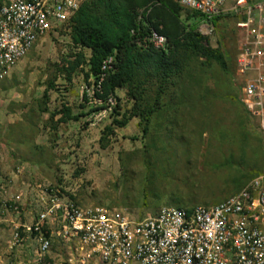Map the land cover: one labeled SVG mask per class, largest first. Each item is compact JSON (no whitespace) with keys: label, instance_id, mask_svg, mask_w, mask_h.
Masks as SVG:
<instances>
[{"label":"rangeland","instance_id":"1","mask_svg":"<svg viewBox=\"0 0 264 264\" xmlns=\"http://www.w3.org/2000/svg\"><path fill=\"white\" fill-rule=\"evenodd\" d=\"M180 19L222 52L229 74L215 63L193 62L182 79L184 93L171 89L161 99L162 106L172 100L174 109L164 106L154 114L146 134L143 123L130 118L109 136L105 128L111 125L115 101L91 112L105 108L93 96V79L85 81L77 70L70 82L64 80L60 70L74 52L65 38L68 27L41 36L0 82V119L20 114L26 120L35 118L38 144L51 145L46 158L53 164L52 183L66 184L79 205L128 208L139 218L163 206H209L237 193L264 171V139L239 102L242 82L234 73L245 38L237 24L245 16L227 12L212 25L182 10ZM179 96L184 101L175 106ZM116 97L119 113H128L131 104L125 92L117 91ZM63 107L72 115H87V120L52 131L54 122L42 112L58 115ZM89 122L94 125L87 126Z\"/></svg>","mask_w":264,"mask_h":264},{"label":"built area","instance_id":"2","mask_svg":"<svg viewBox=\"0 0 264 264\" xmlns=\"http://www.w3.org/2000/svg\"><path fill=\"white\" fill-rule=\"evenodd\" d=\"M85 1L0 0V82L41 36L67 27L70 32V21ZM173 1L207 23L227 12L245 16L237 24L245 38L234 73L242 82L239 102L264 139V0ZM69 32L65 38L70 43ZM148 42L158 50L166 46L155 31ZM113 62V58L102 62L98 84ZM93 90L99 92V85ZM111 105L108 100L107 106ZM31 186L38 189L34 194L38 214L26 231L34 235L42 255L51 250V240L42 234L53 217L57 238L69 246V256L78 257L79 264H264V171L217 204L189 209L163 206L141 218L128 208L81 206L64 183ZM15 207L0 202L3 212ZM22 242L14 231V245Z\"/></svg>","mask_w":264,"mask_h":264},{"label":"trees","instance_id":"3","mask_svg":"<svg viewBox=\"0 0 264 264\" xmlns=\"http://www.w3.org/2000/svg\"><path fill=\"white\" fill-rule=\"evenodd\" d=\"M182 10L173 0H86L71 19L69 37L74 52L66 56L60 71L65 73L67 82L79 70L85 81L93 79L95 90L99 85V92L94 91L93 96L105 108L91 112L106 109L108 100L115 101L111 125L105 128L109 136L115 128L126 126L130 118L139 119L146 134L154 114L164 106L167 110L174 109L172 100L162 106L161 99L171 89L184 93L182 79L193 62L215 63L229 74L222 52L212 48L208 38L196 28H188L181 22ZM218 18L211 20L212 25ZM151 31L165 38L164 49H155L148 42ZM85 50L90 52L88 56ZM109 58L114 59L112 69L98 84L102 62ZM120 90L131 104L128 113H119L116 92ZM183 99L179 96L175 106L179 103L181 106ZM55 114H49V118L53 119ZM60 114L58 124L85 116L72 115L66 107Z\"/></svg>","mask_w":264,"mask_h":264},{"label":"crops","instance_id":"4","mask_svg":"<svg viewBox=\"0 0 264 264\" xmlns=\"http://www.w3.org/2000/svg\"><path fill=\"white\" fill-rule=\"evenodd\" d=\"M47 114L43 113L42 116H49ZM20 115L15 116L14 119L11 116L0 119V184H3L0 185V202L16 205L14 211L3 212L0 208V264H79L78 257L72 259L69 256V246L57 238L53 217L48 218L43 228L42 235L52 242L51 250L46 254L42 255L39 252V244L34 235L26 231L35 222L38 214L34 198L38 189L31 185L43 181L52 183V178L49 176L53 164L50 158H46V155L52 151L50 142H46L47 145L44 147L38 144L35 118L27 116L26 120ZM57 116L59 115L48 120V122L50 120L54 122L53 126H56L52 129L54 132L58 130V127L64 128V125H68L69 122L76 124L83 119L87 120L85 115L78 121L68 120L58 124L57 121L61 117L57 120L55 119ZM91 125L93 126L94 123L89 122L87 126L91 127ZM18 127L24 128L20 131V129L17 130ZM48 137L57 138L49 134ZM29 186L32 187L30 190H28ZM83 206L97 207L99 205ZM14 231H17L23 239L19 245L13 243Z\"/></svg>","mask_w":264,"mask_h":264}]
</instances>
